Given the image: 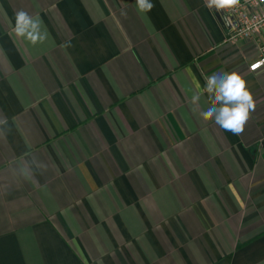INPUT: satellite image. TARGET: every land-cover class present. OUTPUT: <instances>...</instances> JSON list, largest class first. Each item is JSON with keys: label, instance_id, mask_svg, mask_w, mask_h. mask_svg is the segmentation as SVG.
Listing matches in <instances>:
<instances>
[{"label": "crops", "instance_id": "0c3cea01", "mask_svg": "<svg viewBox=\"0 0 264 264\" xmlns=\"http://www.w3.org/2000/svg\"><path fill=\"white\" fill-rule=\"evenodd\" d=\"M151 2L0 0V264H264L257 46L204 0ZM20 9L44 43L12 31ZM233 70L256 102L242 135L199 114ZM28 154L43 167L18 181Z\"/></svg>", "mask_w": 264, "mask_h": 264}, {"label": "clouds", "instance_id": "9594fccd", "mask_svg": "<svg viewBox=\"0 0 264 264\" xmlns=\"http://www.w3.org/2000/svg\"><path fill=\"white\" fill-rule=\"evenodd\" d=\"M239 0H204L206 7L216 12L233 8ZM139 12L147 13L154 7L151 0H136ZM12 31L33 46L44 43L48 39V33L42 28V21L38 16L30 15L20 9L15 13V25ZM203 92L208 94L209 107L201 111L200 117L206 122H212L224 131L234 135H242L245 126L255 111L256 102L249 90L246 79L238 72L231 71L224 74H214L206 77ZM201 94L198 92L192 96V103L198 104ZM5 118H0V136H3V128L7 125ZM31 161L22 157L9 164L10 175L16 180H31L35 169L43 167L42 162L34 155Z\"/></svg>", "mask_w": 264, "mask_h": 264}, {"label": "built area", "instance_id": "2783aa9c", "mask_svg": "<svg viewBox=\"0 0 264 264\" xmlns=\"http://www.w3.org/2000/svg\"><path fill=\"white\" fill-rule=\"evenodd\" d=\"M231 15L226 23L230 29L226 41L236 45L241 41H253L258 50L257 58L252 61L248 69L256 71L264 67V0H239L231 9L222 11Z\"/></svg>", "mask_w": 264, "mask_h": 264}, {"label": "water", "instance_id": "95a60500", "mask_svg": "<svg viewBox=\"0 0 264 264\" xmlns=\"http://www.w3.org/2000/svg\"><path fill=\"white\" fill-rule=\"evenodd\" d=\"M221 16H222V19H223L226 23L229 22V21H228V17L230 18L231 21H233V17H232L231 15H226V14H224L222 11H221Z\"/></svg>", "mask_w": 264, "mask_h": 264}]
</instances>
